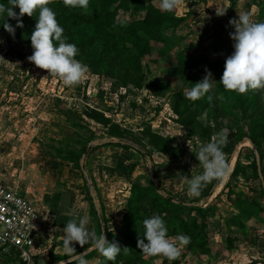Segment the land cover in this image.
<instances>
[{
	"label": "rangeland",
	"instance_id": "obj_1",
	"mask_svg": "<svg viewBox=\"0 0 264 264\" xmlns=\"http://www.w3.org/2000/svg\"><path fill=\"white\" fill-rule=\"evenodd\" d=\"M261 4L263 0H183L178 14L183 15L191 10L193 13L177 29L176 34L179 39L173 51H166L165 55L161 56L159 50L162 46L151 41L152 50L143 58L147 77L169 79L173 89L176 90L182 87L179 78L167 74L170 57H173L178 49L190 44L192 56L225 59L234 51V41L229 35L234 31V27L229 21L233 18L238 19V12H247L253 20L260 22L258 14ZM217 7L226 13L218 16ZM141 15L138 14L139 17ZM134 17L136 13L132 8L128 11L120 10L118 19L126 21ZM32 53L30 47L21 44L14 37L4 38L0 42V167L4 169L2 172L6 174L8 171L11 176L16 170L20 171L18 176L21 182L17 184L24 188L32 200L35 198L34 204L40 207L41 213H45L47 225L44 226L43 240L48 242L58 237L63 239V229L58 228L56 222L66 224L68 220L83 217L85 214L90 217L88 229H95L90 214V202L86 200L85 184L90 185L95 193L100 215L103 213L102 206L110 218L109 227L120 230L122 214L128 205L132 182L137 177H141L144 183L151 178L146 158H143L137 150L152 157L153 168L156 165L162 191L166 195L198 199L188 194L185 177L191 178L194 174L202 173V166L194 161L192 154L199 151L203 144L189 137L187 131L174 120L176 116L170 107L171 95L153 96L147 88L135 89V93L128 94L126 88L113 89L112 78L102 79L92 74L89 69L82 82L74 86H66L59 77L49 75L46 70L30 62L27 57ZM215 82H217L216 78L213 79V85ZM193 86L189 84L187 88ZM185 87L183 86V89ZM101 89L104 91L103 96L99 95ZM122 94H126V97L121 98ZM133 102L136 105H133ZM88 107L105 110L106 116L135 132L143 130L149 123L153 130L165 136H172L175 145L185 146L186 154L179 165L162 167L168 159L161 152L154 151L150 154V145L145 147L131 137L118 138L122 143L130 144L137 150L124 151L119 147L105 144V146H93L96 149L90 156L86 154L84 163L89 183L82 169H75L72 164L56 159L52 148L65 137L77 139V132L88 137L90 130H93L96 136L93 140L111 137L105 127L88 118L84 113ZM62 108L67 114H62L60 111ZM205 116L206 113L201 117L203 122L206 121ZM79 118L87 121L88 127L75 128L72 122ZM222 131L226 132V129L223 128ZM245 143H242V147L251 146ZM239 152L233 156L231 154L229 158L231 165L237 160ZM225 156L228 158V155ZM249 157L248 153H242L244 162H248ZM225 180L228 179L223 181ZM233 184L240 190L259 194L260 185L256 180L237 179ZM14 188L19 189L18 186ZM56 190L64 191H57L56 196L51 195ZM213 191L211 196L201 195L197 203L210 208L207 216L209 248L212 249V253L206 255L187 249V245H179L178 264H249V260L258 259L247 252L256 248L264 249V222L256 218L240 222L234 217L237 210L225 193L227 186L222 190L219 186L218 188L215 186ZM75 244L74 247H81L78 243ZM235 246L240 247L241 253L231 254L229 250ZM87 248L88 245L85 249ZM56 249L58 252H53L55 255L68 256L63 243ZM33 251L30 249V252ZM230 254L231 257L236 258L231 261L217 260L220 255L225 257ZM4 259L0 254V264H17ZM146 259L151 264L172 262L163 256H147ZM259 259L264 261L262 258Z\"/></svg>",
	"mask_w": 264,
	"mask_h": 264
},
{
	"label": "trees",
	"instance_id": "obj_2",
	"mask_svg": "<svg viewBox=\"0 0 264 264\" xmlns=\"http://www.w3.org/2000/svg\"><path fill=\"white\" fill-rule=\"evenodd\" d=\"M0 4L8 6V0H0ZM48 7L55 11L56 19L64 29L63 37L67 42L74 43L78 47L76 59L87 65L92 74H96L102 79L112 78L113 89L123 87L129 94L133 93L135 89L147 88L153 96L171 95L170 107L176 116L174 120L187 131L189 137L206 144L211 141L213 134L220 133L223 128L226 129L227 143L223 147V152L228 155V160L236 144L244 137L250 138L253 146L241 148L231 177L226 184L227 191L225 193L229 202L237 210L234 217L240 222H246L252 218L264 222V187L255 156V150H259L264 175V89L250 90L247 94L226 91L219 82L224 72L226 58L211 59L202 55L192 56L190 44L178 49L169 59L167 74L179 78L182 87L176 90L173 89L169 79L150 78L146 75L143 58L152 50L151 41L162 46L159 50L161 56H164L166 51H173L177 47L179 39L176 34L177 29L186 22L189 15L193 13L192 10L183 15L178 14V10L162 12L159 10V0H89L87 9L66 7L63 0H52ZM132 8L136 17L126 21L118 19L120 10L128 11ZM14 11L19 14L18 7ZM139 13L142 14L140 17ZM38 14V11L31 17L25 14L21 18L23 27H16L17 20L8 17L6 12L0 14V42L4 38L13 37L3 27L7 22L15 28L14 38L34 51L30 36L37 23ZM258 19L260 22H264V0L259 9ZM206 67L217 79V82L211 91L202 98L196 101L186 99L183 95V86L187 88L189 84L195 85V82L201 81L206 75ZM99 95H104L102 89L99 91ZM209 95L213 97L212 101L208 100ZM120 97L125 98L126 94H122ZM57 101L61 102L59 99ZM133 105L136 103L133 102ZM60 111L62 114H67L64 108ZM84 113L88 118L105 127L109 136L121 139L131 137L141 142L145 147L150 145V154L154 151L164 154L168 162L162 164V167L179 165L186 154L185 146L175 145L172 136H165L153 130L149 123L143 130L135 132L106 116L103 109L88 107ZM205 113L206 121L203 122L201 117ZM72 124L75 128H86L89 125L87 121L80 118L74 120ZM76 134L78 135L77 139L72 140L65 137L52 148L56 159L70 163L75 169L81 170L82 155L90 156L96 149L88 146V143L96 136L93 130H90L88 137H84L78 132ZM71 142L75 143L71 144ZM105 145L119 147L124 151L137 150L134 146L121 141ZM196 146L198 147L197 144ZM137 151L143 158H146L145 153L141 150ZM243 152L249 154L248 162L242 160ZM192 156L194 161L199 162L195 154ZM154 175L159 181L157 185L151 178L146 183L140 179L141 177H137L132 182L129 189L128 205L122 214L120 230L109 227L110 218L102 206L103 213L100 215L95 207L89 186L85 184L86 200L90 202V214L97 234L103 233L104 227L109 241L116 240L122 247H129V251L125 254L122 249L115 261H109L96 249H93L83 257L84 260L97 258L98 264H151L146 259L148 255H145L137 247V243L138 238H143V221L153 214H160L163 217L170 237H179L180 235L190 237L187 249L206 255L212 253V249L209 248L207 216L210 208H205L197 203L200 201L201 195L211 196L220 181L213 180L204 186L200 195L196 196L198 199H189L185 196L161 194L159 189L162 190V187L156 172V165H154ZM244 178L259 182V194L251 195L242 189L235 188L236 185L233 183L237 182V179ZM145 242H147L146 239ZM53 252L54 248L49 252L48 262L69 257L57 256ZM0 254L10 263L27 264L19 259L18 254H5L1 249ZM34 261L35 263L40 262L38 256H35ZM78 262L79 260H76L70 264ZM171 264H178V259L172 261Z\"/></svg>",
	"mask_w": 264,
	"mask_h": 264
},
{
	"label": "clouds",
	"instance_id": "obj_3",
	"mask_svg": "<svg viewBox=\"0 0 264 264\" xmlns=\"http://www.w3.org/2000/svg\"><path fill=\"white\" fill-rule=\"evenodd\" d=\"M52 0H8V6L0 4V14L7 13L8 17L17 20L16 27H23L22 17L27 14L34 16L38 11L37 23L31 33V46L33 53L27 59L38 68L46 70L49 75L59 77L66 86H74L82 82L88 71L87 65L76 59L78 47L67 42L63 37L64 29L56 19L55 11L48 7ZM66 7H80L87 9L89 0H63ZM183 0H159V10L162 12L177 11ZM19 8V14L14 9ZM226 12L217 7L216 14L223 16ZM229 24L234 31L229 35L234 41V51L226 57L224 72L220 83L226 91H235L247 94L250 90L264 89V22L251 18L247 12H238V19L233 18ZM4 29L15 35V28L5 22ZM58 42V43H57ZM206 75L201 81L195 82L191 88H184L183 95L186 99L196 101L213 88V75L207 67ZM222 98V97H218ZM213 97L208 96L212 101ZM227 143V134L224 131L213 134L211 141L200 146L196 155L202 173L194 174L191 178L185 177L187 191L190 196H199L201 189L213 180L223 181L232 171V165L226 158L223 147ZM90 217H74L68 220L63 228V246L66 255L76 253L74 247L78 243L81 247L91 244L109 261H115L123 249L127 254L129 247H122L116 240L109 241L106 233L97 234L95 229L89 230L87 225ZM143 238H138L137 247L148 256H163L169 261H175L180 255V246L190 243V237L180 235L170 237L166 222L160 214H153L143 221ZM145 239L147 242H145ZM78 264H87L81 256Z\"/></svg>",
	"mask_w": 264,
	"mask_h": 264
},
{
	"label": "built area",
	"instance_id": "obj_4",
	"mask_svg": "<svg viewBox=\"0 0 264 264\" xmlns=\"http://www.w3.org/2000/svg\"><path fill=\"white\" fill-rule=\"evenodd\" d=\"M46 219L33 200L18 188L0 179V249L5 254H18L27 264H35L41 253ZM30 249L34 250L30 252Z\"/></svg>",
	"mask_w": 264,
	"mask_h": 264
},
{
	"label": "crops",
	"instance_id": "obj_5",
	"mask_svg": "<svg viewBox=\"0 0 264 264\" xmlns=\"http://www.w3.org/2000/svg\"><path fill=\"white\" fill-rule=\"evenodd\" d=\"M246 144V143H245ZM244 144V145H245ZM246 145H250V144H246ZM250 147H252V146H250ZM242 148V147H241ZM15 157V156H14ZM17 157H24V156H19V155H17ZM235 163H236V161L235 162H233L232 163V171H233V169H234V166H235ZM24 164H26V161H24ZM2 170H4L3 168H1L0 167V179L3 181V182H5L6 184H8V185H10V186H13V187H15V186H18L19 187V190L21 191V192H23V193H25V194H27L28 196H29V194L28 193H26V191H24V188L22 187V186H20L19 184H17V183H19V182H21V180H19V176H18V173H20V171H15V174L14 175H9L8 174V171H6V174H5V172L3 171L2 172ZM232 171L228 174V176H227V178L226 179H228L227 181L225 180V181H223L222 183H221V181H220V183L222 184V186L220 187V183L217 185V188H218V186H219V189L221 188V190H222V188L224 187V186H226V184H227V182L229 181V179H230V177H231V174H232ZM22 177H25L24 175H22V174H20ZM14 182V183H13ZM236 189H240V188H237L236 187ZM57 191H64V190H56L55 192H53L51 195H54V196H56L57 195ZM243 191H245V190H243ZM214 192V191H213ZM219 192V191H218ZM218 192H217V194H218ZM246 193H248V194H251V195H253L254 194V192H252V193H249V192H247V191H245ZM35 199V198H34ZM33 199V200H34ZM35 201V200H34ZM38 210H39V212H40V207L39 206H37L36 207ZM44 216H46L45 215V213L43 214ZM52 215V214H51ZM55 215H54V213H53V217H54ZM57 223V227L58 228H60V229H63L64 227H65V224L64 223H58V222H56ZM62 237L61 238H56V239H52V240H49L48 242H49V244H48V242L46 241V240H43L44 242H43V247H44V249H43V251L41 252V253H39V254H37V256H38V259H39V263H47L48 261H47V258H49L50 256H49V252H50V250L52 249V248H54V252H58V250L56 249V248H59L60 247V245H61V243H63L62 242ZM55 245H56V248H55ZM76 245V244H75ZM88 245V247H90V246H93V245H91V244H87ZM235 245V244H234ZM79 246H76L75 247V249H76V253H78V252H80V251H82V250H85V248H86V245L84 246V247H79ZM56 249V250H55ZM78 249V250H77ZM240 249V247H238V246H235V247H233V248H231V250H229L230 252H231V254L233 253V254H236V252H240L241 253V250H239ZM60 253V252H59ZM64 253V252H63ZM242 253H244V252H242ZM250 253V255H254L253 256V258L254 257H257L258 259L259 258H262L263 260H264V249H258V248H256V249H254V250H251V252H247V254H249ZM231 254L230 255H228V256H225V257H222L221 255H220V257H219V259H217V260H232V259H235L236 257H231ZM224 258V259H223ZM258 259H254V260H252V261H250L249 260V264H264V261H260V259L258 260ZM2 260V259H1ZM5 260V259H4ZM86 262H87V264H98V262H99V260L97 259V258H92V259H87V260H85ZM78 264V263H77Z\"/></svg>",
	"mask_w": 264,
	"mask_h": 264
},
{
	"label": "water",
	"instance_id": "obj_6",
	"mask_svg": "<svg viewBox=\"0 0 264 264\" xmlns=\"http://www.w3.org/2000/svg\"><path fill=\"white\" fill-rule=\"evenodd\" d=\"M247 141H249L250 145L253 146L252 140L250 138H248V137H244L240 142H238L236 144V146H235V148H234V150L232 152V156L235 155L237 152H239L240 148L242 147V143H245ZM112 142H120V140L118 138H115V137H105V138L95 139V140L90 141L88 146H90V147L101 146V145H104V144H107V143H112ZM255 156H256V162H257V166H258V172H259V175H260V178L262 180L263 187H264V175H263V172H262L261 154H260L259 150H255ZM85 159H86V154H83L82 158L80 160V166H81V169L83 170V174H84L85 178L88 180V173H87V171L84 168ZM146 161H147L148 168H149V171H150L151 180L153 181L154 184L157 185L158 181H157L156 177L154 176V171H153L154 168H153L152 157L150 155H146ZM88 182H89V180H88ZM89 189H90L91 196L93 197V201H94L95 207H96V209L99 212L100 211L99 210V205H98L97 199L95 198V193L93 192L92 187L90 185H89ZM159 192L161 194H163V195H166L160 189H159ZM103 233H105L104 227H103ZM93 249H95V247L94 246H90V247H88L85 250H82V251H80V252H78V253H76L74 255H71L69 257L63 258L61 260H57V261H53V262H47V263H35V264H70V263H72V262H74L76 260H79V258L81 256L84 257L89 252H91Z\"/></svg>",
	"mask_w": 264,
	"mask_h": 264
},
{
	"label": "bare ground",
	"instance_id": "obj_7",
	"mask_svg": "<svg viewBox=\"0 0 264 264\" xmlns=\"http://www.w3.org/2000/svg\"><path fill=\"white\" fill-rule=\"evenodd\" d=\"M247 142H249V141H247Z\"/></svg>",
	"mask_w": 264,
	"mask_h": 264
}]
</instances>
